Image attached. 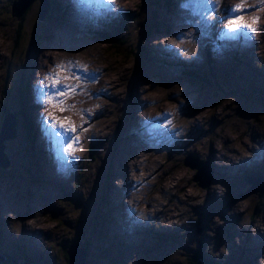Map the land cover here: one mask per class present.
Instances as JSON below:
<instances>
[{"label":"rangeland","instance_id":"374dc122","mask_svg":"<svg viewBox=\"0 0 264 264\" xmlns=\"http://www.w3.org/2000/svg\"><path fill=\"white\" fill-rule=\"evenodd\" d=\"M13 1L0 0V124L13 127L10 115L1 116L11 109L35 133L21 132V119L0 154L9 160L0 166V251L9 263L23 264L22 254L32 264H66L63 249L100 237L84 264H190L199 249L209 263L256 264L264 190L258 197L245 178L260 176L257 187L264 178V0L242 2L228 21L218 17L229 0H49L43 19L37 0L18 19L8 16ZM154 10L157 27L148 26ZM242 13L236 20L256 31H224ZM13 20L23 31L13 33L22 36L16 47ZM167 23H174L169 32ZM140 39L144 49L127 56ZM205 60L216 78L182 77V66ZM66 85L78 87L71 94ZM121 114L130 119L117 133ZM164 123L173 132H157ZM186 153L207 158L202 175L214 174L207 186L197 184ZM128 178L141 181L128 185ZM103 216L110 223L94 227Z\"/></svg>","mask_w":264,"mask_h":264},{"label":"trees","instance_id":"16d2710c","mask_svg":"<svg viewBox=\"0 0 264 264\" xmlns=\"http://www.w3.org/2000/svg\"><path fill=\"white\" fill-rule=\"evenodd\" d=\"M161 5H163V6H167V4H168V0H162V2L160 3ZM159 5V4H158ZM157 5V6H158ZM65 7L66 6H60L59 4H58V2L57 1H53L52 3H51V8H54L55 9V12H57L58 10H59V12H61V15L62 14H64V12H65ZM157 8V7H156ZM166 9V8H165ZM7 11H5V13H6ZM7 15L8 16H14L11 12H7ZM156 17H157V13H156V11L154 10V13H153V17L151 18V22L148 24V26H151V25H153V27L155 26V27H157L156 26ZM147 21V20H146ZM18 23H19V21H17V22H15V20H13V22L12 23H10L9 24V26L10 25H13V31H12V40H13V43L15 44V47L17 46V44H19L20 45V42H21V37L22 36H20V38L19 37H13V33L15 32L16 34H17V32H18V30H21V35H22V28H18ZM146 23V22H145ZM21 27V26H20ZM144 29H145V35L143 36V38H147L148 37V35L150 34L149 32H148V28L146 27V25H144ZM141 40L142 39H140L139 40V44H137V45H135V48L134 49H129L130 50V53L128 52V54H127V56L128 55H131L132 53L134 54V56H136V55H138L139 53L138 52H141L143 49H144V43H140L141 42ZM122 42L123 41H120V44H121V46H123V44H122ZM115 47H116V45H115ZM232 56H233V58H234V60H235V63H237L238 62V60H239V58L237 57V53L235 52V53H232L231 54ZM136 58H137V56H136ZM197 67H200L201 68V70H199V69H196ZM205 67V68H204ZM182 68H185V69H182ZM182 68H181V75H182V77H189V78H197V79H200V80H206V79H213V78H216L217 77V74H218V72H217V69L216 68H214L213 67V64H212V62L211 61H208V60H205V61H203V62H201L199 65H197V66H195V67H187V66H182ZM215 85V87L216 88H220V86H219V84H214ZM117 118L119 119V120H117V123H118V126H117V129H116V132L118 133L119 132V130H120V126H121V124H124L125 122H127L129 119H130V117H129V115H127V114H121V115H119V116H117ZM26 123V129H25V134L27 135V136H31L32 135V133H31V127L29 126V124H28V122H25ZM130 133H132V131L130 132ZM127 134L128 136V138H132V137H134V135L133 134ZM91 148V147H90ZM91 157L94 159V152H91ZM36 157V156H35ZM34 160L31 162V161H28V170H30V168L32 167V165H34ZM5 172H6V170H4ZM11 171V169L10 170H7V172H10ZM6 172V173H7ZM259 202L258 201H255V204H258ZM253 215V214H252ZM104 220H105V216H103V217H98V218H96V219H94L93 221H92V223H93V226L94 227H101V226H103V224H108V223H110L109 221H105L104 222ZM104 222V223H103ZM83 228H85V226L83 227ZM92 238H95V239H98V240H102V238H100V237H87V239H85L84 240V242H81V245H83L84 247H85V250H86V254H87V257H86V260H85V262L84 263H86V261H87V259H88V250H87V248H90V243H91V239ZM125 246V245H124ZM199 251H200V249H199ZM199 251L195 254V255H193V257H192V259H191V261H190V264H195V261L199 258V257H201L200 256V253H199ZM62 254H63V256L65 257V260H66V264H70L69 262H68V259H69V255H68V253H67V251L65 250V249H63L62 250ZM86 256V255H85ZM90 257V256H89ZM11 260H12V262L14 261V259L13 258H11ZM202 262H203V264H215V262H213V261H211L210 263L207 261V260H205L203 257H202ZM84 263H81V264H84Z\"/></svg>","mask_w":264,"mask_h":264},{"label":"water","instance_id":"95a60500","mask_svg":"<svg viewBox=\"0 0 264 264\" xmlns=\"http://www.w3.org/2000/svg\"><path fill=\"white\" fill-rule=\"evenodd\" d=\"M35 0H14L11 3V9L10 12L15 16L16 19H18L21 14L24 12V10L29 6L31 2ZM37 14L36 17L39 19H43L44 16L46 15L47 9L50 7V1L49 0H37ZM10 115L11 117H14V114L10 111H6L3 116ZM7 120L1 121L0 124V133L2 129H5V132L3 134H0V154L5 155V152L3 150L4 148V142L3 140L9 139L6 138L9 133L14 131V128L12 126H8L6 123ZM2 137V138H1ZM0 155V166L2 168H6L9 166V160L7 157L6 161H3ZM184 161H191L192 165L196 167V179H197V184L200 185L201 187H205L209 184L210 180L212 179L213 175L209 174L204 177L203 171H204V164H208L207 159H200L196 156L192 157L188 153H186L183 156ZM201 171V172H200ZM260 177V176H258ZM258 177H246L245 179L251 183L250 185V190L251 192L257 191V196L259 197L262 194V191L264 190V178L262 181V184L259 185L258 187H255L253 184V181L258 179ZM256 178V179H255ZM101 240V239H100ZM69 255L68 262L70 264H81L84 263L86 260V250L83 245H80L77 241H74L72 244H70L67 248H65ZM6 257V252L1 250L0 251V264H2V261ZM23 264H29L28 261H24ZM195 264H202L201 258H198Z\"/></svg>","mask_w":264,"mask_h":264},{"label":"bare ground","instance_id":"6f19581e","mask_svg":"<svg viewBox=\"0 0 264 264\" xmlns=\"http://www.w3.org/2000/svg\"><path fill=\"white\" fill-rule=\"evenodd\" d=\"M93 1H94V0H93ZM104 1H105V2H108V0H104ZM115 1H116V0H115ZM262 1H263V0H262ZM262 1H261V2H262ZM94 2L96 3V2H98V1L95 0ZM242 2H244V5H247V0H229V3H230V4H226L223 8H221V11H220V12L223 13V15L219 16V17H218V20L220 19L221 21H228V18H226V16H229V14H231V13L233 12V11H230V10L233 9V8L242 7ZM248 2H249L248 4H250V5H251V3H253L254 5H255L256 3H258L256 0H250V1H248ZM109 5H110V3H109ZM244 5H243V6H244ZM261 5H263V4H261ZM250 9H251V8H250ZM240 10H241V9H240ZM242 10H244V8H243ZM253 12H254V11H253ZM242 15H243V13H242V14L235 15L234 17L232 16L233 18H231V20L236 19V18H238V17H242ZM45 16H46V15H45ZM45 16H44V17H45ZM225 18H226V19H225ZM229 19H230V17H229ZM253 19H254V18H253ZM221 21H220V22H221ZM238 22H240V21H238ZM256 23H257V22H256ZM173 24H174V23H167L166 27H164V28L166 29L167 32L170 31L169 29H170V27H172ZM228 26H229V24H228ZM228 26L225 25V29H224V31H225V30L228 31ZM239 30L242 31L241 29H237L236 31H239ZM171 31H172V30H171ZM224 31H223V32H224ZM248 31H249V30H248ZM172 33H173V32H172ZM212 33H213V32H212ZM231 33H232V32H231ZM218 35H219V34H218V31H217V33L215 32V35H214V33H213V34H212V36H213V37H212V40H214V41H215V40H217V41H218V40H221V37H219ZM224 35H225V33H224ZM230 39H232V38H230ZM228 40H229V38H225V39H224V41H228ZM231 41H232V40H231ZM166 44H167L168 47L171 46V44L168 43L167 41H166ZM166 44H165V45H166ZM39 78H42V77L39 76ZM138 85H139V84H138ZM113 88H114V87H113ZM106 92H107V91H106ZM108 92H109V91H108ZM137 97H138V96H137ZM136 100H137V99H136ZM81 109H84V107L81 108ZM167 121H168V120H167ZM172 132H173V131H172ZM11 133H12V136H11V137H13V136H14L13 134H15V130H14L13 132H11ZM11 133H10V134H11ZM10 134H9V135H10ZM9 135H8V136H9ZM6 138H9V137H6ZM214 152H215V151H214ZM137 155H140V154H137ZM135 158H136V157H135ZM135 158H134V159H135ZM133 163H134V161H133ZM137 163H138V162H137ZM130 164L132 165V163H130ZM137 166H138V165H137ZM128 176L130 177V173H129V169L127 168V169L125 170V178L128 177ZM255 179H256V178H255ZM124 181H125V184L127 183L128 185H132V183H133V184H139L141 180H136V181H134V180L128 178V179H127V182H126V180H124ZM259 181H260V180H259ZM256 182H257V179L253 181V184L255 185V187H257V183H256ZM127 187H128V186H127ZM194 198H195V197H194ZM123 204H124V205H123V207H124L126 203L123 202ZM132 210H133V208H132ZM125 212H127V210H125ZM135 223H136V222H135ZM135 223H133V224H135ZM137 223H138V222H137ZM137 223H136V225H138ZM253 223H254V222H253ZM136 225H135V226H136ZM251 225H252V223H250V224L248 225V227H250ZM255 226H256V225H255ZM253 227H254V226H253ZM263 229H264V228H263ZM257 230H258V228H257ZM257 232H258V231H257ZM258 236H259V235H258ZM255 238H256V237H255ZM253 239H254V238H253ZM253 239L250 241V243L253 242V244L256 245L257 243L254 242Z\"/></svg>","mask_w":264,"mask_h":264},{"label":"snow or ice","instance_id":"6c2138e0","mask_svg":"<svg viewBox=\"0 0 264 264\" xmlns=\"http://www.w3.org/2000/svg\"><path fill=\"white\" fill-rule=\"evenodd\" d=\"M108 2H109V3H114V0H108ZM238 10H239L238 8H233V9H231L230 11L235 12V11H238ZM241 28H243V29H248L249 32H255V31H256V29L252 28L251 25H249V24H244V23H241V22H238V20H236V19H233V20H230V21H229L228 32H235L237 29H241ZM69 63H71V62H69ZM85 71H86V69H85ZM53 75H54V74H46V76H45V80H48L49 77H50V76H53ZM76 79H77V80H80V79H82V78L79 77V76H77ZM40 83H41L42 85H44L45 87H48V85H45V84H44V81H41ZM57 84H58V78L55 79V80L53 81V83H52L51 86H52L53 88H55V87L57 86ZM77 87H78L77 85H66V86H65V88H66V89L68 90V92L71 93V94H74V93H75V90H76ZM49 99H51V96H49ZM81 111H84V110H81ZM46 122L51 123L50 121H46ZM51 126H52V128H54V129L57 127L56 124H52ZM59 127L63 128V129H64V132H75V131H76V128H74V127H72V126H66V125H64V124L59 125ZM55 136H56L57 138H59V137L61 136V133H60V132H56V133H55ZM71 139L76 140V141L78 142V138H77V137H71ZM68 150H69V154H71V145L68 146Z\"/></svg>","mask_w":264,"mask_h":264},{"label":"clouds","instance_id":"9594fccd","mask_svg":"<svg viewBox=\"0 0 264 264\" xmlns=\"http://www.w3.org/2000/svg\"><path fill=\"white\" fill-rule=\"evenodd\" d=\"M7 109H9V108H7ZM11 109H9V110H6V111H10ZM6 111H4L3 112V110H2V112H1V116H3V114L6 112ZM129 115V114H128ZM130 117V116H129ZM150 118H149V120H154L155 119V117L152 115V116H149ZM12 118V120H14V123H13V128H14V130H18V128H19V124H20V122H21V119H23V118H26V119H23L25 122H28V124L30 123V119L26 116V115H23V114H20L19 112H18V114L17 115H15L14 114V117H11ZM17 119V120H16ZM153 122V121H152ZM152 122L151 123H149V124H151V125H153L152 124ZM166 125H167V123H166ZM16 126H17V128H16ZM30 126V125H29ZM58 127V126H57ZM56 130V129H55ZM172 130H167L166 129V126H165V128H164V130L162 131H157V132H164V133H169V132H171ZM21 132H24V131H22L21 130ZM25 133V132H24ZM31 133H32V135H34V133H35V128H32L31 127ZM1 134V133H0ZM31 135V136H32ZM63 134H61V136H62ZM2 138V137H1ZM5 140H8V139H5ZM195 156V155H194ZM197 157V156H196ZM199 158V157H198ZM205 159H207V158H205ZM2 168V167H1ZM3 169V168H2ZM214 175V174H213ZM118 184V183H117ZM132 185H134V184H132ZM130 190L131 191H134L133 190V187L132 188H130ZM127 195H129L130 196V193L129 194H127ZM150 204V206L149 207H147L146 208V210L147 211H149L150 209H152L153 210V205L151 204V203H149ZM162 206H164L163 204H161ZM143 209V208H142ZM258 232H260V231H258ZM264 247V240L261 242V244H260V241H258V245H257V247H256V253L253 255V258H254V260L256 261V264H264V251H260L262 248ZM3 251H5L6 252V250H3ZM6 255H7V252H6ZM21 255V257L22 258H25L26 260L25 261H28V263L29 264H32V262H31V260L27 257V255H23L22 256V254H20ZM256 255V256H255ZM8 256V255H7ZM9 257V256H8ZM199 258H201V260H202V257H199ZM10 261V260H9ZM197 261V260H196ZM196 261H195V263H196ZM24 262V261H23ZM22 262V263H23ZM2 264H10L9 262L8 263H6V261H5V259L2 261ZM202 264H203V262H202ZM216 264V263H215Z\"/></svg>","mask_w":264,"mask_h":264},{"label":"flooded vegetation","instance_id":"af4514ba","mask_svg":"<svg viewBox=\"0 0 264 264\" xmlns=\"http://www.w3.org/2000/svg\"><path fill=\"white\" fill-rule=\"evenodd\" d=\"M22 256H23V255H22ZM9 260H10V258L6 255V257H5V261H6V263H8Z\"/></svg>","mask_w":264,"mask_h":264}]
</instances>
